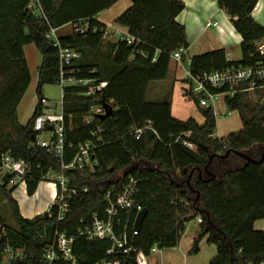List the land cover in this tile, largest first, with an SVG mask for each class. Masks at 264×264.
Instances as JSON below:
<instances>
[{"label": "trees", "instance_id": "1", "mask_svg": "<svg viewBox=\"0 0 264 264\" xmlns=\"http://www.w3.org/2000/svg\"><path fill=\"white\" fill-rule=\"evenodd\" d=\"M31 1L0 0V158L8 154L27 164L23 178L27 195L35 192L48 170L57 171L61 160L68 162L78 145L90 140L97 144L93 154L101 173L88 168L81 173H66L71 185L87 186L88 191L69 200L70 212L59 229L76 235L78 229L90 226L92 215L102 216L104 212L106 190L113 187L114 193H118L131 175L137 179L138 197L146 208L141 227L133 236L136 249L148 255L154 244L161 249L177 246L186 223L198 217L200 230L190 253H197L200 240L206 237L207 243L216 246V254L208 264L264 260V230L253 226L254 221L264 219V160L250 163L233 152L240 150L253 159L260 158L264 150V102L241 97L231 103L230 108L239 112L242 127L217 138L212 136L215 118L209 110H200L202 123L192 117L180 120L172 116L169 100L151 102L145 98L150 82L166 78L171 53L180 46L188 47L184 26L176 20L184 3L131 0L130 6L116 17L114 24L126 27L140 38L139 47L148 54L146 58L124 42L103 38L105 24L95 17L117 0H34L40 13L28 8ZM257 2L216 0L242 38L241 57L229 60L222 48L196 54L192 56V73L253 63L257 57L252 55L253 42L264 36V27L251 16ZM84 21L88 30L75 32L73 26ZM65 26L70 28L59 35V42L79 54L69 67L75 69L77 77L106 82L100 98L113 99L115 111L103 120L86 124L83 115L90 98L83 94L81 86H65L66 143L62 156L56 158L42 147L31 146L35 135L32 126L41 112L43 86L54 84L58 78V49L45 34L50 27ZM28 44L40 52L41 63L37 67V102L32 116L22 125L18 122L17 106L31 81L23 51ZM154 50L159 53L152 62ZM146 120L151 121L155 132L147 130L136 140L130 128ZM98 127L102 129L99 142L91 136ZM184 139L192 142L194 148L186 147ZM227 150L231 152L226 157L215 155L209 161L212 154H224ZM119 169H125V175L112 176ZM11 176H1L0 197L7 198L18 227L5 222L0 208V257L7 243L24 248L25 257L16 264H41L43 248L52 239L55 219L44 214L21 216L12 197L16 186H8ZM102 178H107L106 182ZM127 231L130 238L131 226ZM110 246L107 239L77 237L73 243L76 264H93L105 258Z\"/></svg>", "mask_w": 264, "mask_h": 264}, {"label": "built area", "instance_id": "2", "mask_svg": "<svg viewBox=\"0 0 264 264\" xmlns=\"http://www.w3.org/2000/svg\"><path fill=\"white\" fill-rule=\"evenodd\" d=\"M28 8L33 13H40V9L34 0L28 4ZM216 25L217 21L215 20H209L206 23V27ZM88 27V23L84 21L75 24L73 30L83 33L88 30ZM58 31L59 28L50 27L45 34V38L50 40L53 46L58 49V78L55 83H58L61 87V97L58 101L59 112H46L45 110H50V108L46 106L47 99L42 96L39 101L41 112L34 118L32 128L35 135L31 141V146L42 147L56 158L62 156L66 143L63 126V89L65 86H81L84 88L83 94L90 98L91 102L83 115L86 124L99 119L98 115L105 113L104 104L115 111L113 99L100 98L101 90L105 87L106 82L77 77L75 69L69 67L71 62L79 57V54L72 48L60 44ZM103 38L112 42H124L131 46L134 52L141 54L143 57H148V54L139 47L142 43L140 38L131 34L126 27L107 24L103 31ZM253 45L254 53L252 55L256 54L257 56L253 63L195 74L191 71L192 56L187 52V48L178 47L171 53L170 63L173 64L176 74H178L176 82L180 96L184 101L189 100L187 103L195 106L199 112L204 109L209 110L215 121L218 117L235 111L229 105L240 100L241 97L246 98L248 101H251L252 98H259L258 96L264 94V36L255 40ZM158 53V50H154L151 57L152 62L156 60ZM226 58L229 59L228 53ZM147 130L155 132L149 120L133 125L130 128V134L138 140ZM101 131L102 129L98 127L97 130L91 132L92 138H96L99 142L98 133ZM188 134L185 133L186 136ZM182 143L190 149L194 148V144L188 140L184 139ZM96 147V142L93 143L90 140L79 144L68 162L61 160L57 171L48 170L42 176L41 181L49 180L54 186L52 202L48 205L45 213L49 217H54L56 224L51 242L43 248L41 264H57V262L76 264L77 257L73 252V243L77 237H83L87 240L107 239L111 242L110 248L106 251L107 256L93 264H152L150 254L158 252L157 244L150 248L148 255L142 250L136 249L132 244L133 236L138 232L133 228V224L137 213L144 207L138 197L137 179L131 175L127 176L118 193H114L113 187L106 190L103 197L106 204L104 212L102 216L94 213L90 226L78 229L76 235H68L65 231L59 229L60 222L65 220L70 212L69 200L88 191L87 186L78 188L71 185L69 176L66 173H81L87 168L90 171L101 173L98 159L93 154ZM217 154L222 155L223 153L218 152ZM144 165L147 164L144 162ZM0 170L12 175L8 181V186H17L16 181L20 180L19 184L25 187L23 178L27 172V164L23 160H15L5 154L0 158ZM125 173V169H119L112 176L122 177ZM106 180L107 178H102V181L106 182ZM197 220L198 223L201 222L200 218ZM129 226H131L130 238L127 237ZM24 257L23 246H12L6 243L1 253L0 264H16ZM238 264H241V262L238 261ZM245 264H264V260L245 261Z\"/></svg>", "mask_w": 264, "mask_h": 264}, {"label": "crops", "instance_id": "3", "mask_svg": "<svg viewBox=\"0 0 264 264\" xmlns=\"http://www.w3.org/2000/svg\"><path fill=\"white\" fill-rule=\"evenodd\" d=\"M181 1L184 3V8L176 16V20L184 26L185 39L188 44L187 52L191 56L218 48H222L226 52L227 49L233 47L234 45L237 44L240 45V42L242 41L240 34L237 33L236 30L234 29L233 25L229 20L228 15L223 10L218 8L216 0H181ZM263 3L264 2H261V0H258V2L256 3L255 7L251 12V16L253 18L257 15V11L255 10L257 4L259 5L260 8ZM130 4H131V0H117L109 8L98 13L95 18L105 25L114 24V20L116 19V17L119 14H121L127 7H129ZM209 20L217 21V25L206 27V23ZM62 28H60L59 31H61ZM227 53L228 52H226V54ZM177 75L178 74H176V69L174 68L173 64L170 63L166 78L158 81H152L148 84L145 95L146 100L151 102L157 101L158 96H159L158 99L164 100L166 99V97L169 96L172 116L180 120H185L188 117H193L198 123H202L203 117L201 113L197 110V108L192 104H188L187 102L186 103L189 105V107H186L184 103H182L181 96L177 92V88H178V84L176 82ZM155 85H157L158 87L160 86L161 88H156ZM147 95H149L148 98ZM17 117H18V113H17ZM216 123L217 120L215 121V127H216ZM229 133L231 132H227L222 135H219L217 136V138L225 137ZM213 136L215 137L214 132H213ZM146 164L148 165V163ZM40 183L41 182H39V184ZM39 184L33 195L36 197L39 194L36 201L40 197L41 201L38 202V205H40V207L35 210L27 209L26 213L34 214L35 212H40L44 208H46V205L50 203L52 200L54 186L51 184V188L47 187L50 193L47 192L46 193L47 195L41 197V186ZM22 186L24 187V185ZM14 192L15 190L13 191L12 195H14ZM17 204H18L19 213L21 216H23L21 212L22 208L21 206L19 207L18 201ZM189 222L190 221L186 223L184 233L182 234L177 246L173 248L165 249L162 252L160 251L156 252L159 254V259H158L159 263L157 262V260H155V258L153 259V257L150 256L152 264H208L209 263V261L216 254V246L214 244L207 243L206 237H203L199 242L198 252L195 254L190 253L193 240L198 235L200 228L197 220H196V224H191L190 226H188ZM253 226L255 229L264 230V219H259L254 221Z\"/></svg>", "mask_w": 264, "mask_h": 264}, {"label": "rangeland", "instance_id": "4", "mask_svg": "<svg viewBox=\"0 0 264 264\" xmlns=\"http://www.w3.org/2000/svg\"><path fill=\"white\" fill-rule=\"evenodd\" d=\"M261 2H264V0H261ZM255 10L257 11V15L254 18L253 17L252 18L259 25L264 26V3L261 5L260 8H259V5L257 4ZM114 25H116V24H114ZM69 28H70V26L63 27L61 29V31H58V34L60 35V34L65 33ZM23 51H24V55H25V58H26V61L28 64L29 71H30L31 81H30V84H29L28 88L26 89L22 99L20 100V103L18 104L17 113H18V122L22 125H26L27 121L32 116L34 107H35L36 102H37V96H36V90L35 89H36V84H37V67L41 63V54L36 49V47L32 44L25 45L23 47ZM226 52H228V57L230 60H239L241 57L239 44L234 45L233 47L227 49ZM157 85H155L156 88H161L160 86L158 87ZM164 88H166V87H164ZM177 92L179 93L178 88H177ZM42 96L47 99L46 106L50 108V110H45L46 112H51V113L59 112L58 101L61 97V87L58 83L44 85L42 88ZM148 97H149V95H147V98ZM258 97L259 98H257V99L252 98L250 102H256V100H259L260 102H264V94L261 96H258ZM158 98H159V96H158ZM158 98H157V101L162 100V99H158ZM181 99H182V103H184V105L186 107H189V105L186 103V102H189V100L184 101L182 97H181ZM164 100H169V96L166 97V99H164ZM240 127H241V122L239 119V114H238V111L235 110L229 114L218 117L214 134H215V137H217V136L222 135V134L227 133V132L236 131V130L240 129ZM3 174H4V171L1 170L0 171V177ZM39 185L41 186V197L47 195L46 194L47 192L50 193V191L47 188V187L51 188V182L49 180H43V181H41V183ZM14 190H15V192H14V195H12V196L18 201L19 207L21 206V208H22L21 212H22L24 218H31V217L39 215V214H44L46 212V210L48 209L47 208L48 205L52 202V200H51V202L46 205V208H44L40 212H35L34 214L26 213L27 209L35 210V209H38L40 207V205H38V202L41 201L40 197L36 201L39 194L36 197L33 194L30 196L27 195L25 192V188L21 184H18ZM0 208H1V214L4 217L5 222L7 224H9L11 227L17 228L18 225L15 221V218L12 215L11 206H10L7 198H5V196L0 197ZM197 219H198V217L191 219L188 226H190L191 224H196ZM164 250L165 249L160 248L158 251L162 252ZM150 256L153 257V259L155 258V260H157V262H158V259H159L158 253H156V252L151 253Z\"/></svg>", "mask_w": 264, "mask_h": 264}, {"label": "water", "instance_id": "5", "mask_svg": "<svg viewBox=\"0 0 264 264\" xmlns=\"http://www.w3.org/2000/svg\"><path fill=\"white\" fill-rule=\"evenodd\" d=\"M104 109H105V113L102 114V115H98V118L99 119H105L106 117L110 116L113 111H112V108L107 106L106 104H104ZM231 151L230 150H227L224 154L222 155H219V154H212L209 158V161L215 156V155H218L222 158L226 157ZM235 154H237L238 156L242 157L244 160H246L247 162H250V163H256V164H259L261 162H263L264 160V150L260 156L259 159H253L251 157H249L248 155H246L243 151H240V150H234L233 151ZM20 183V180H17L16 181V184H19ZM145 213H146V208H143L141 209L138 213H137V216L135 218V221H134V224H133V228L138 230L140 227H141V224H142V221H143V218L145 216ZM45 216L47 215L46 213L44 214ZM157 247L160 249V245H157Z\"/></svg>", "mask_w": 264, "mask_h": 264}]
</instances>
